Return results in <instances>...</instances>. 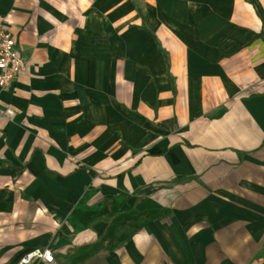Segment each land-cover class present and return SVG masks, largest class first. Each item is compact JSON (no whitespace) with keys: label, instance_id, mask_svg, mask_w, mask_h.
Returning <instances> with one entry per match:
<instances>
[{"label":"crops","instance_id":"1","mask_svg":"<svg viewBox=\"0 0 264 264\" xmlns=\"http://www.w3.org/2000/svg\"><path fill=\"white\" fill-rule=\"evenodd\" d=\"M0 24L24 62L0 264H264V0H0Z\"/></svg>","mask_w":264,"mask_h":264},{"label":"built area","instance_id":"2","mask_svg":"<svg viewBox=\"0 0 264 264\" xmlns=\"http://www.w3.org/2000/svg\"><path fill=\"white\" fill-rule=\"evenodd\" d=\"M23 70L24 62L16 55L11 39L0 24V91H6ZM3 117L9 119L10 114L4 112ZM32 263L51 264L49 252L32 251L18 261V264Z\"/></svg>","mask_w":264,"mask_h":264}]
</instances>
